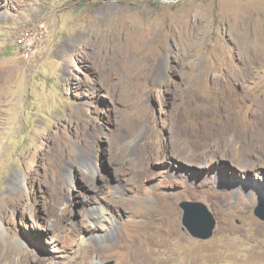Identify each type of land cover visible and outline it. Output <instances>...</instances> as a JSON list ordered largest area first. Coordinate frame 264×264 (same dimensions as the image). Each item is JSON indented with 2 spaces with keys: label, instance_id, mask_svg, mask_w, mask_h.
Here are the masks:
<instances>
[{
  "label": "rangeland",
  "instance_id": "obj_1",
  "mask_svg": "<svg viewBox=\"0 0 264 264\" xmlns=\"http://www.w3.org/2000/svg\"><path fill=\"white\" fill-rule=\"evenodd\" d=\"M39 22L23 61L12 42ZM257 118L264 0H0V264H123L134 228L138 260L264 264ZM185 201L209 240L183 229Z\"/></svg>",
  "mask_w": 264,
  "mask_h": 264
},
{
  "label": "bare ground",
  "instance_id": "obj_2",
  "mask_svg": "<svg viewBox=\"0 0 264 264\" xmlns=\"http://www.w3.org/2000/svg\"><path fill=\"white\" fill-rule=\"evenodd\" d=\"M235 74H234V72H232V76H234ZM128 119V121H130V120H132V117H131V119H130V117L129 118H127ZM262 124H264V120H259L258 118L256 119V120H253V121H251L250 123H249V127H250V130H251V132L250 133H252V131L253 130H258V128L257 127H260V126H262ZM124 125V124H123ZM202 129H203V127H201ZM125 130V129H124ZM201 130V129H200ZM248 130V129H247ZM254 133H255V131H254ZM259 133H260V148H264V132H263V134H261V132L259 131ZM208 135V134H207ZM194 137V136H193ZM253 137V136H252ZM122 138V137H121ZM179 139H181V138H179ZM186 139V138H185ZM234 140V139H233ZM246 140V139H245ZM181 141V140H180ZM180 141H177V142H180ZM231 141V140H230ZM249 141V140H248ZM209 142V141H208ZM232 142V141H231ZM254 142V141H253ZM219 143H221V145L223 144L224 146H228V145H231V144H228V142H227V140H221ZM255 143V142H254ZM188 144H190L188 141H181L180 143H178V149H179V156L178 157H181V155H185V154H183V152H186L187 153V147H188ZM151 145V144H150ZM193 145H195V146H198V147H201L202 149H201V151L202 152H212V153H214V149H213V146L209 143H207V141H206V137H205V135H202V134H200L198 131H196L195 132V137H194V142H193ZM191 146V145H190ZM240 146V145H239ZM251 146H252V150L254 151L255 150V146H254V144L252 145V142H251V144H249L248 145V149L249 148H251ZM241 147V146H240ZM247 147V146H246ZM258 151V150H257ZM155 153V150H154V146H153V148H152V150H150V153H149V156L151 157L153 154ZM164 153H165V151H164ZM250 153V152H249ZM144 170V168L142 169V173H144L145 172V170ZM177 172V171H176ZM146 174H147V176H148V174H149V172L148 171H146L145 172ZM146 176V177H147ZM235 191L236 192H239V193H245V191H244V189L243 188H239V187H237V189H235ZM221 192V191H220ZM171 207V206H170ZM172 208V207H171ZM170 208V209H171ZM168 219V218H167ZM171 220V219H170ZM171 222V221H170ZM173 225V224H172ZM140 226V225H139ZM141 229L142 228H134L133 229V233L134 234H132L131 235V241L130 242H128V243H122V244H120V245H115L113 248H112V250H111V252H112V254L114 253H121V255H123V257L125 256L126 257V260H125V262H123V264H155V263H152L151 261H150V259H144V260H138V258H140L141 256L139 255V249H141V247L140 246H138L137 245V243H135V237L137 236V234H140V231H141ZM173 230V232L176 230V228H172ZM136 234V235H135ZM125 237V236H124ZM116 244H118V243H116ZM107 250V249H106ZM105 250V251H106ZM137 250H138V252H137ZM104 251V252H105ZM109 253H110V251H109ZM138 256H140V257H138ZM143 256H145V255H143Z\"/></svg>",
  "mask_w": 264,
  "mask_h": 264
},
{
  "label": "water",
  "instance_id": "obj_3",
  "mask_svg": "<svg viewBox=\"0 0 264 264\" xmlns=\"http://www.w3.org/2000/svg\"><path fill=\"white\" fill-rule=\"evenodd\" d=\"M179 208L182 211L181 225L192 238L209 240L213 236L216 223L203 204L185 201L179 204ZM254 215L264 221V207H256Z\"/></svg>",
  "mask_w": 264,
  "mask_h": 264
},
{
  "label": "built area",
  "instance_id": "obj_4",
  "mask_svg": "<svg viewBox=\"0 0 264 264\" xmlns=\"http://www.w3.org/2000/svg\"><path fill=\"white\" fill-rule=\"evenodd\" d=\"M48 34L45 22H39L27 29H22L12 42L14 54L23 61H33L45 50Z\"/></svg>",
  "mask_w": 264,
  "mask_h": 264
}]
</instances>
